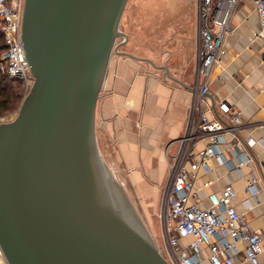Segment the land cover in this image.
Returning a JSON list of instances; mask_svg holds the SVG:
<instances>
[{
	"label": "water",
	"instance_id": "1",
	"mask_svg": "<svg viewBox=\"0 0 264 264\" xmlns=\"http://www.w3.org/2000/svg\"><path fill=\"white\" fill-rule=\"evenodd\" d=\"M126 2L23 0L33 79L14 118L0 121L7 264H170L111 185L96 145V101L112 53L137 57L118 49Z\"/></svg>",
	"mask_w": 264,
	"mask_h": 264
},
{
	"label": "crops",
	"instance_id": "2",
	"mask_svg": "<svg viewBox=\"0 0 264 264\" xmlns=\"http://www.w3.org/2000/svg\"><path fill=\"white\" fill-rule=\"evenodd\" d=\"M258 28L253 1L240 0L224 36L226 52L214 65L218 77L208 84L209 116L227 120L229 114L218 109V102L225 100L240 114L242 124L237 134L241 138H264V43L256 36ZM126 33L124 48L135 38L127 29ZM180 52L182 65H166V70L150 55L140 59L144 57L114 54L96 101L95 119L101 145L103 143L107 153L122 165L131 181V189L143 203L159 204L167 176L165 149L169 145L168 152L174 153L176 140L186 129L195 78V12L189 45H183ZM205 145V140L198 141L194 150ZM220 148L228 163H218L212 157L207 161L208 171L199 168L196 172L194 186L199 189L200 201L205 200L208 192L219 191L223 185L231 183L236 191L232 199L235 209L244 214L250 228L264 230V182L256 186L255 192L246 190L247 178L259 177L264 171V152L257 144L245 148L243 151L251 158L248 165L230 169L235 161L233 151L228 143ZM260 243L259 264H264V236ZM238 245L243 248L242 243ZM206 254L203 249L201 256ZM241 254L239 252L237 257L238 264H250ZM202 264L207 261L204 259Z\"/></svg>",
	"mask_w": 264,
	"mask_h": 264
},
{
	"label": "built area",
	"instance_id": "3",
	"mask_svg": "<svg viewBox=\"0 0 264 264\" xmlns=\"http://www.w3.org/2000/svg\"><path fill=\"white\" fill-rule=\"evenodd\" d=\"M240 0H195L196 54L193 99L184 134L176 140L174 153L165 149L168 158L167 176L159 201V219L166 260L170 264H238L241 252L243 260L259 264L262 251L260 243L264 230L252 229L232 204L236 193L231 183L219 191H210L200 201L199 189L194 180L199 168L208 171V159L228 163L220 146L228 143L235 159L230 169L248 165L250 156L245 148L259 145L264 152V138H241L237 133L242 122L240 114L232 110L225 100L218 102V109L229 114L224 120L209 116L211 109L207 97L208 84L218 77L214 65L225 54L224 36L230 27V18ZM258 15L259 28L256 36L264 43V0H252ZM23 0H0V31L5 49L0 54V72L18 78L22 88L28 91L32 75L25 58L21 39V12ZM264 52V49H262ZM4 117H0L3 121ZM206 141L197 151L195 143ZM264 182L261 176H250L246 190L255 192ZM208 183V182H207ZM206 183V184H207ZM239 242L243 248H239ZM205 247V248H204ZM206 249V256L201 251ZM0 264H7L0 248Z\"/></svg>",
	"mask_w": 264,
	"mask_h": 264
},
{
	"label": "rangeland",
	"instance_id": "4",
	"mask_svg": "<svg viewBox=\"0 0 264 264\" xmlns=\"http://www.w3.org/2000/svg\"><path fill=\"white\" fill-rule=\"evenodd\" d=\"M194 12L195 0H127L119 28L124 33L127 29L130 36L133 35L135 38L126 48L120 46L118 49L144 58L150 55L159 65L179 67L183 61L180 51L183 45L188 47L193 31ZM122 39L123 37H118L116 43ZM114 54L112 53V56ZM20 85L22 87L21 82ZM26 92L22 88L20 101L3 115V121L14 118ZM98 130L99 126L95 119L96 145L105 175L118 192L122 191L125 194L133 212L152 237L160 253L167 259L161 233L159 204H149V201L143 203L144 201L138 200L122 165L107 153L103 143L101 145Z\"/></svg>",
	"mask_w": 264,
	"mask_h": 264
},
{
	"label": "trees",
	"instance_id": "5",
	"mask_svg": "<svg viewBox=\"0 0 264 264\" xmlns=\"http://www.w3.org/2000/svg\"><path fill=\"white\" fill-rule=\"evenodd\" d=\"M5 49L0 31V54ZM20 80L0 72V117L12 110L22 97Z\"/></svg>",
	"mask_w": 264,
	"mask_h": 264
}]
</instances>
